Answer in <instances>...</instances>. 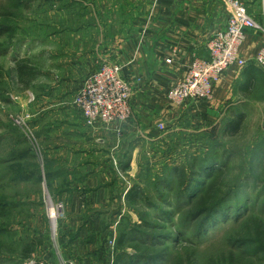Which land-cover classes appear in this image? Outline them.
I'll list each match as a JSON object with an SVG mask.
<instances>
[{"label":"rangeland","instance_id":"obj_1","mask_svg":"<svg viewBox=\"0 0 264 264\" xmlns=\"http://www.w3.org/2000/svg\"><path fill=\"white\" fill-rule=\"evenodd\" d=\"M61 1L0 0V26L6 28L5 33L0 34V264H75L63 258L57 247L60 225L68 218V208H76L73 195L79 193L89 197L102 192L106 199L108 191L116 198L113 206L119 208L124 186H129L136 175L133 170H129L130 174L128 170H119L116 174L113 161L109 169L111 175H103L99 179L100 172H97L99 176H95L104 160L111 156L118 163L119 159L97 142L101 136H90L114 125L122 129L130 120L87 126L82 111L76 105L75 92L79 88L67 86L72 75L53 66L51 56H43L45 47L40 52L35 49L36 44L43 41L40 39L43 36L53 31L69 30L70 21L61 10ZM62 45H67V41L60 40ZM26 47H29L30 54L25 52ZM22 61L31 72L27 87L24 84L27 78H22L21 82L16 71V64ZM103 62L114 64L108 60ZM114 65L120 68L121 78L128 84L123 68ZM101 67L91 73L82 86ZM232 110L245 116L238 134L224 138L220 128L215 134L192 138L187 149L181 146L179 156L182 161L187 159L185 151L198 143L191 148L192 154L207 155L213 148L222 157H228L229 168L217 178L199 205L192 207L191 213L180 212L177 215L179 211L174 208L171 224L159 229L171 236L175 234L173 227L186 232L187 240L180 242L184 244L192 238L199 224L198 220L195 224L188 223L189 229H186V218L200 208L207 209L228 199L229 202H225L229 207L241 202L243 211L240 209L237 215L235 209L228 212L222 223L200 241L197 252L182 249L177 254L172 243L166 244L169 250L165 252L170 261L165 264H264V163L259 161L264 159V101H249L244 106L230 109V113ZM69 117L76 122L75 128L65 124L70 123ZM73 129L78 134H89L90 140L72 137L68 133ZM41 134L50 136L41 139ZM178 155H174L175 158ZM48 173L56 175H53V182L48 180ZM87 179H94L89 187L83 184ZM102 179L106 184H102ZM109 182L113 184L111 188L107 187ZM153 195L150 192V196ZM47 196L53 203L65 206V215L55 225L56 231L49 216ZM87 203L80 208L86 207L89 212L96 208L104 211L100 206L92 207ZM171 203L175 201L171 200ZM136 212L140 214L139 210ZM137 214L133 212L132 216L116 217L119 221L112 224L115 239L118 225L124 222L122 219L127 218L137 224L143 221ZM94 218L101 221L100 227H103L106 218L103 215ZM115 239L110 242L113 247L117 246ZM47 251L51 255L48 254L46 259Z\"/></svg>","mask_w":264,"mask_h":264},{"label":"crops","instance_id":"obj_2","mask_svg":"<svg viewBox=\"0 0 264 264\" xmlns=\"http://www.w3.org/2000/svg\"><path fill=\"white\" fill-rule=\"evenodd\" d=\"M242 1L260 26V29L246 32L239 49V58L246 65L231 66L210 101L188 105L171 103L168 94L184 80L195 61L209 59L208 42L225 31L231 15L224 0L61 1V10L70 21L69 30L43 36L35 49L40 52L45 47L43 56H51L53 66L72 75L68 87L80 89L83 81L108 60L123 68L124 78L132 90V117L122 129L114 125L91 136L85 132L78 134L75 129L68 134L88 140L101 136L100 141H96L119 159L118 163L111 156L104 160L95 173L98 177L97 172H100L99 179L111 175L109 169L113 161L116 174L125 166L128 171L136 172L132 183L124 186V193L121 192L119 208L113 206L116 198L108 191L106 199L102 192L89 197L79 193L73 195L76 208L69 206V219L61 223L58 233L57 247L63 258L75 264H114L120 251L110 244L115 239L112 224L119 221L116 217L132 216L126 196L138 183L142 165L173 158L192 138L216 130L223 121L238 114L234 110L230 113V109L249 101H264V69L256 62L257 55L264 49V0ZM60 40H66L67 45L60 46ZM26 48L25 52L30 54L29 47ZM68 119L70 123L65 124L75 128L76 122ZM160 125H164V130ZM46 135L50 136L41 134L40 138H47ZM92 180L87 179L83 184L89 187ZM106 181L102 179V184ZM112 186L110 182L107 185L108 188ZM87 202L104 211L96 208L89 212L86 207L80 208ZM100 215L106 218L103 227H100L101 221L94 218ZM48 254L47 251L44 255L46 259Z\"/></svg>","mask_w":264,"mask_h":264},{"label":"trees","instance_id":"obj_3","mask_svg":"<svg viewBox=\"0 0 264 264\" xmlns=\"http://www.w3.org/2000/svg\"><path fill=\"white\" fill-rule=\"evenodd\" d=\"M6 28L0 26V34H4ZM17 74L22 82V78H27L26 87L29 85L28 78L31 72L27 64L22 61L16 64ZM244 114H233L229 120L223 121L221 126L216 130L208 133H201L195 137L202 135H211L217 133L220 128L225 137H233L241 131L244 124ZM212 138V136H209ZM201 140V139H200ZM218 139H216V142ZM198 144V143H197ZM191 145V148L195 145ZM189 147V146H188ZM186 147V149L188 148ZM185 151L187 159H181L180 153L176 158L169 159L165 162L148 161L142 165L141 173L138 175V183L135 184L128 192L126 201L129 208L134 213L139 210L140 223H131L127 218L123 223L118 225V235L116 244L120 249L117 259L114 264H165L169 263L170 258L166 254L169 250L166 244L172 243L173 250L180 252L182 249L187 251L197 252L200 246V241L210 233L216 225L222 223L226 214L231 210H236V214L243 211L242 203L236 204L234 207H229L226 202L229 200H221L210 208H200L198 212L190 214L186 218V229H189L188 223L195 224L198 220L195 234L184 244L180 242L186 239V232L178 231L173 227L175 234L173 236L166 235V224H171L173 220V209L180 212L191 213L192 207L199 205L201 200L211 191L214 182L218 177L222 176L225 170L230 166L227 156L222 155L213 148H210L209 154L197 155ZM190 154V155H189ZM260 156V153H257ZM185 156V157H186ZM221 156L222 158H219ZM264 163V159L259 160ZM255 165V164H254ZM128 166L121 167L122 171H127ZM53 173H48V180L54 181ZM147 183V184H145ZM177 189L180 191L177 192ZM153 192V196H150ZM170 198V196H172ZM171 200L175 203H171ZM226 201V202H225ZM254 205V203H252ZM251 205V206H252ZM241 209V211H240ZM238 211V212H237ZM172 212V213H171ZM218 216H220L218 218ZM146 217V218H144ZM227 220V218H226ZM159 223L164 226H160ZM194 238V239H193ZM167 242V243H166ZM128 250H132L129 252Z\"/></svg>","mask_w":264,"mask_h":264},{"label":"built area","instance_id":"obj_4","mask_svg":"<svg viewBox=\"0 0 264 264\" xmlns=\"http://www.w3.org/2000/svg\"><path fill=\"white\" fill-rule=\"evenodd\" d=\"M224 2L231 12L228 25L225 31L219 32L208 42L209 59L195 61L184 80L172 88L169 98L175 104L188 105L189 102L211 100L225 72L235 64L246 65L239 58V49L245 41L246 32L260 29V26L249 15L242 0ZM256 62L264 67V49L257 55ZM101 66V70L86 81L76 96V105L89 127H95L98 122H128L133 113L132 90L121 78L120 68L109 62H103ZM163 126L160 125L161 130H164ZM46 199L53 229L56 231L55 225L65 215V206L53 203L49 196Z\"/></svg>","mask_w":264,"mask_h":264}]
</instances>
